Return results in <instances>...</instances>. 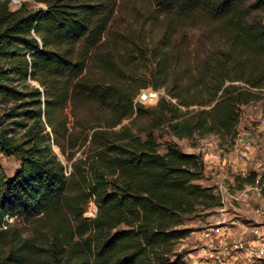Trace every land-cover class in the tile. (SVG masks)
Returning a JSON list of instances; mask_svg holds the SVG:
<instances>
[{"label": "trees", "instance_id": "obj_1", "mask_svg": "<svg viewBox=\"0 0 264 264\" xmlns=\"http://www.w3.org/2000/svg\"><path fill=\"white\" fill-rule=\"evenodd\" d=\"M33 1L45 8L12 11L0 0V100L12 104L0 119V156L20 161L13 178L0 165V248L10 247L2 264H188L179 252L187 221L223 203L201 184L202 155L161 143V133L214 136L222 148L235 144L243 108L261 103L264 115V0ZM123 11L141 28L112 38ZM148 88L165 90L154 107L137 102ZM73 107L92 118L81 124L77 161ZM8 218L49 223L48 246L36 253L7 241Z\"/></svg>", "mask_w": 264, "mask_h": 264}, {"label": "crops", "instance_id": "obj_2", "mask_svg": "<svg viewBox=\"0 0 264 264\" xmlns=\"http://www.w3.org/2000/svg\"><path fill=\"white\" fill-rule=\"evenodd\" d=\"M262 116H264L263 112ZM258 132L263 136L264 124L259 126ZM239 137L252 139L255 143L254 149L244 152L242 147L237 145L234 150L226 151L219 147V140L214 136L213 143H207V146L201 149L205 175L210 187L216 185L219 192L225 187L228 193L221 195L223 207L217 209L220 214L206 221L197 231H191L189 237L182 242L184 243L182 247L188 254V264H215L214 258L222 253L226 255L227 264H250L255 261L248 259L249 249L264 242L263 191H258L251 185H243V188L238 190L235 187L236 181L229 174V171H232L236 176L243 178L242 175L249 173L252 168L250 172H256L257 166L264 163L263 159V161L258 159L262 141L260 136L255 137L253 134ZM262 149L264 155V148ZM217 152L222 153L220 161L213 157ZM226 179L230 181L232 189ZM247 221L251 223L254 221L255 224L248 226ZM211 226L221 227L222 235L214 246L208 247L199 240L202 230Z\"/></svg>", "mask_w": 264, "mask_h": 264}, {"label": "rangeland", "instance_id": "obj_3", "mask_svg": "<svg viewBox=\"0 0 264 264\" xmlns=\"http://www.w3.org/2000/svg\"><path fill=\"white\" fill-rule=\"evenodd\" d=\"M21 5L26 3L28 4V8L32 9V10H38L40 8H45L44 5L42 4H38L36 2H34L33 0H21ZM20 6H13L10 3V9L12 11H15L17 9H19ZM141 28L140 23H137L130 14H128V12L126 13L125 11L122 12V14H120L117 19L116 22L112 28V30L114 31V34L112 36V38H114L116 36L117 32H124L126 31V29L131 30L133 29L134 31H139ZM111 30V31H112ZM150 35L148 36L150 38L151 41H155L156 37H157V30L156 29H151L150 28ZM121 36H118L117 38H119ZM112 44V42L110 41V43L106 46H104V50L107 52L109 50V45ZM118 49L119 51L122 52V47L121 45H118ZM94 70H97L96 67H94ZM152 70V67L147 68V70L143 71L144 73H149ZM29 84L31 86H35L37 85L36 83H33L32 81L29 82ZM142 91H146V92H159L160 96L165 94V90L160 89V90H153L152 88H148ZM162 93V94H161ZM158 97V99H153V101H147L144 102L143 105L146 107H154L155 105H157L158 101L160 100L161 97ZM12 104L11 103H4L0 100V119L2 118V116L7 113L9 111V109L11 108ZM68 121H69V125L70 126V132H77L78 133L75 135V137L70 140L71 143L72 142H77V146L76 148L73 150L74 152H69V154H75L74 158L77 160L82 158V151H80L78 148L81 144L83 135L81 133V124L84 125V123L88 120L92 122V118H90L91 116H87L88 112L81 107H76V108H71L68 111ZM263 112V108H262V104L261 103H256V104H251L249 106H247L246 108H243V116H242V120L241 123L239 125V135L238 138L235 141V144L232 146H223L222 148L225 149L226 151H232L235 149V147H237V145H239L238 147H240L241 145L240 143V135H248V134H253L255 137L260 136V140L262 141V146L259 147V154H258V159L259 160H264V155L262 154V148H264V139L262 136V133L258 132L259 131V126L261 124H264V116L261 117V114ZM90 118V119H89ZM130 121H124L123 124L121 126L124 125H128ZM118 127V129L121 128ZM161 132L159 131H155V135L158 137L159 134ZM162 138L159 140L161 143H163L164 141H173L175 143H177L181 150L186 153V152H190L191 154H200L202 155V150L205 146H207V143H213L214 138L213 136H208L205 138H199L198 136H194L190 139H185V140H178L170 135H167L165 133V130L162 131ZM64 147L66 148H70L71 147V143L66 139V141H62ZM70 143V144H69ZM69 144V145H68ZM220 147V145H219ZM221 148V147H220ZM53 150L55 151V153L58 155L60 161L67 167L66 169L70 172L71 168H70V164L69 162H67L65 156L62 154L61 150L57 147V146H53ZM161 152L163 153L164 150L163 148L161 149ZM189 154V153H187ZM257 159V160H258ZM262 160V161H263ZM75 162V160H74ZM0 165L3 168L5 174L7 175V177L13 178L17 172V170L20 167V161L18 160V158L11 156V157H3L0 156ZM253 169V168H252ZM252 169L249 170L252 171ZM230 176L232 177V179H236V176L234 173H232V171H229ZM209 180H207V177L205 175V179L201 182V184L203 186H208L210 187V184L208 183ZM227 184L230 186V189H232V185L230 184V181L226 179ZM214 188L215 193L218 194L221 197L220 192L218 191V187L215 185L211 186ZM236 189H242L243 186H240L239 183L236 182L235 185ZM242 187V188H240ZM263 197H264V189H263V193H262ZM222 199V198H221ZM199 215H195L193 217H191L186 224V228L190 229V231H197L198 227H201L203 224L206 223V221L214 219V217L216 218V216H218L220 214L219 211H217V209L215 210H207V211H202L200 210ZM97 214V207L94 203H91L87 213L85 214V217L88 219H93L95 218ZM8 231L5 234V238L7 239V241H12V239H17L19 240L21 243L24 241L29 242L30 244H33L35 246L34 251L36 253H41L42 249L44 247H47L49 242H48V235L51 233V229H50V225L49 223H47L46 221H39V222H27V221H23L21 219H15V218H8ZM253 224H255V222H252ZM251 222H246V224L248 226H250L252 224ZM7 227H5L4 229H6ZM184 243H181L180 247H182ZM10 247H6L5 246L0 248V264H2L3 259L8 255L9 253V249ZM183 248V247H182ZM7 264H10V262H7ZM25 264H32L29 261L25 262ZM34 264H48L46 259L43 257H38L36 262ZM250 264H264V260L262 261H255L252 262Z\"/></svg>", "mask_w": 264, "mask_h": 264}, {"label": "built area", "instance_id": "obj_4", "mask_svg": "<svg viewBox=\"0 0 264 264\" xmlns=\"http://www.w3.org/2000/svg\"><path fill=\"white\" fill-rule=\"evenodd\" d=\"M21 0H11V5L13 6H20L21 5ZM162 94V93H161ZM160 96L159 92H146V91H142L140 93V95L137 98V102L143 104L144 102L147 101H153V99H158V97ZM242 147V150L244 152H249L250 150L254 149L255 147V143L252 139H245V138H240V143H239ZM221 156L222 153L221 152H217L216 154H214V158L218 159L219 161L221 160ZM203 157V156H202ZM257 171L255 173H257L256 176V181L253 185H251L252 187H256V189L258 191H263L264 189V182H262V180L264 179V163H261L257 166ZM249 173H245L243 174V178H245ZM228 193L227 189L225 187H222L220 190V194H226ZM257 213L260 214L259 211H257ZM222 235V229L219 226H211V227H207L204 230H202L201 232V238H200V242L203 243L205 246L208 247H212L215 245V243L218 241V239L221 237ZM182 250H184L182 247H180L179 252H181ZM188 256V255H187ZM188 257H186V261H188L187 259ZM248 259L251 261H262L264 260V242H262L261 244H259L258 246H252L249 249V255H248ZM215 264H227V259H226V255L225 253H222L219 256H216L214 258ZM188 263V262H187Z\"/></svg>", "mask_w": 264, "mask_h": 264}]
</instances>
